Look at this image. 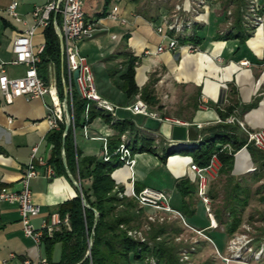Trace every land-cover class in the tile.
Listing matches in <instances>:
<instances>
[{
	"label": "crops",
	"instance_id": "crops-1",
	"mask_svg": "<svg viewBox=\"0 0 264 264\" xmlns=\"http://www.w3.org/2000/svg\"><path fill=\"white\" fill-rule=\"evenodd\" d=\"M48 1L18 0L17 10L27 21L24 25L8 13L13 0H0V62L5 61L7 72L13 77L23 76L26 71L25 65L13 62L14 39L21 29L33 25L34 7ZM85 1L86 17L100 19L101 22L94 37L80 41L81 50L92 65L99 93L119 108L114 114L100 115L87 125H84L85 111L76 129L71 126L72 139L81 154L79 158H102L106 142L110 146L109 150L116 152L123 142L129 140L133 151L134 148L137 150L134 151L135 163L133 166L124 163L114 170L113 176L118 185L124 186L130 196L133 188L141 191L150 187L168 192L169 204L186 220L182 226L183 231H194L200 235L193 232L203 243H209L206 240L209 239L215 244L213 231L219 229L226 232L225 225L222 222L218 223V227L211 225L209 213L198 193L199 178L192 169V164L196 163L193 155L186 152L187 149H170L174 125L160 121L159 128L150 129L146 126L149 118L132 113L128 107L139 99L144 100L142 90L148 87L157 97L158 103L144 101L151 110L162 115L202 123L204 128H208L217 124L220 108L224 110L233 106L234 115L248 129L264 130V23L250 35L244 45L240 44V39H217L218 34L230 30L219 32L226 19L223 0H205L203 6L201 0H193V4L185 0L192 9L198 10L185 15L197 22L193 31L202 38L200 43H195L200 51L190 52L188 46L184 45L177 51L158 53L162 38L156 26L161 19L173 17L174 0ZM259 1L264 16V0ZM115 5L120 7V18H108L107 13ZM44 29L39 28L35 34L36 49L46 44ZM164 44H168V41H164ZM147 50L152 51L151 54H147ZM129 55L139 58L135 79L141 92L132 96H128L123 82ZM246 60L249 61L248 65L242 63ZM39 71L41 77L55 84L62 98H65L63 77L67 72L66 63L58 66L53 60L43 70L39 68ZM203 98L207 102H203ZM51 103L50 95L30 100L17 97L9 101L0 91V189H21L24 169L31 161L34 146L38 145L37 156L42 158L44 165L36 161L38 176L31 181L34 202L41 207L40 214L32 219L36 229L45 223H52L55 214L62 217L60 207L82 192L75 183L82 185L79 173L74 176L70 172L74 176L71 180L70 175L58 174L55 166L50 163L54 149V144L49 140L53 131L48 119ZM92 108L95 107L91 106L90 110ZM126 119L133 121L135 128L121 133L118 122ZM235 125L237 134L246 138V131L238 123ZM188 128L196 131L197 139L188 140L187 144L200 143L204 128ZM147 140L153 141L155 152L138 150ZM49 167L55 170L51 176ZM220 167L221 162L218 161L214 170L219 172ZM256 169L257 163L246 145L235 154L232 175H242ZM183 178L196 185V192L191 197H184L177 185ZM83 182L89 188L92 179ZM209 188L210 194V183ZM18 209L17 204L0 200V264H38L40 260L50 263V259L55 263L61 261L62 244L57 243L51 249L52 253L48 254L43 242L37 243L25 235ZM144 210L151 222L159 221L150 219L151 213L156 211L169 218L180 219L177 213L158 211L152 207H144ZM168 230H171L170 227Z\"/></svg>",
	"mask_w": 264,
	"mask_h": 264
},
{
	"label": "trees",
	"instance_id": "trees-1",
	"mask_svg": "<svg viewBox=\"0 0 264 264\" xmlns=\"http://www.w3.org/2000/svg\"><path fill=\"white\" fill-rule=\"evenodd\" d=\"M251 0H223L226 10L233 7V22L227 33H220L217 39H240V44L244 45L246 40L252 35L257 27L247 18ZM260 3V1H259ZM259 10L263 11L259 7ZM53 16V15H52ZM54 18V16H53ZM58 23L60 17L57 16ZM46 44L41 54L42 61L40 70L46 68L50 61L56 62L58 66L65 64L62 54V46L55 25L52 22L44 29ZM194 36L186 38L183 42L200 43L201 39L197 32ZM128 67L123 75L125 89L128 96L140 93V88L136 82V62L138 57L129 55L127 57ZM41 73V71H39ZM142 97L148 103H158L157 97L148 87L142 90ZM89 102L76 91L74 95V117L76 124L81 119ZM249 107L251 105H248ZM233 106L219 110L221 119H226L234 114ZM108 114L101 110L92 108L89 112V119ZM110 120V116L108 117ZM87 120H85V123ZM65 127L63 123L58 130H53L49 140L54 144L50 163L53 164L58 174L69 175L68 169L75 176L79 173L82 180V192L75 198L65 202L60 207L62 217L69 216L70 227L62 225L52 235L45 233L42 242L46 245L48 254L52 253L53 247L60 243L63 247L62 259L51 264H187L181 261L172 245L173 241L168 235V224H152L150 230H143L149 218L139 201L126 193L124 186L118 185L113 172L125 162L119 158L118 154L111 152V159L105 160L94 156H86L80 159L73 138L71 128L65 138ZM120 132L134 130L133 121L126 119L118 122ZM203 139L194 149H187L186 152L192 154L194 161L201 166L210 164L214 154H218L221 167L219 174L229 176L228 200L226 208L229 212V219L225 220L223 213L215 215L219 222L225 225V231L234 234L243 222L242 215L249 205V186H244L241 181L232 175L235 154L247 145V137L243 138L237 134L235 124L220 122L202 130ZM152 140H147L140 151L155 152L152 148ZM227 143H232V149L223 148ZM120 145V144H119ZM257 163L255 178H264V151L253 144L247 145ZM110 147V146H109ZM118 147V146H117ZM115 147V148H117ZM137 149V148H136ZM134 151L135 150L134 148ZM64 152L67 165L64 161ZM167 156L164 157V159ZM91 178L92 184L85 187L84 180ZM184 197L193 196L196 192V185L183 178L177 183ZM264 188V183L263 186ZM82 193L85 196L87 206L84 204ZM245 193V195H244ZM123 194V195H121ZM216 197L215 194H212ZM264 199V196H263ZM185 213V211H184ZM148 219V220H147ZM143 230V231H142ZM179 230V229H178ZM160 238L161 240H157ZM93 248L89 258L84 260L90 243ZM84 260V261H83Z\"/></svg>",
	"mask_w": 264,
	"mask_h": 264
},
{
	"label": "built area",
	"instance_id": "built-area-1",
	"mask_svg": "<svg viewBox=\"0 0 264 264\" xmlns=\"http://www.w3.org/2000/svg\"><path fill=\"white\" fill-rule=\"evenodd\" d=\"M201 1L203 6L206 1ZM85 2V0H49L45 4L36 5L32 11L34 20L33 25L21 29L12 44L13 52L15 54L13 62L25 65V74L23 76L13 77L8 74L5 61L0 62V91L7 100L11 101L17 97H25L28 100L33 98H43L47 95L52 97V103L49 106L50 113L48 115L52 130L60 129L61 125L67 122H71L70 125L76 129V121L74 117V95L76 91L81 97L89 102L85 110L87 122L84 125H87L89 122V110L91 106L108 114H114L116 109L119 108L118 105L110 102L99 93L92 65L88 57L85 56L81 50L80 41L94 37L98 30L99 23L101 22L100 19H89L86 17L84 9ZM252 3H256V1ZM18 4V0H13L8 8V13L13 16L17 22H22L26 25L27 21L20 16L17 10ZM190 4H193V0H190ZM258 5L257 0V7ZM193 10L197 11V9H192L191 6L184 2L183 5H177V10H175L173 17H165L160 20V23L156 26V31L162 38V42L158 46V53L177 51L184 45L188 46L190 52L200 51L199 46L195 43L183 42L184 39L193 37L195 34L193 28L197 22L191 18H187L185 15ZM107 14L108 18L119 19L120 7L115 5ZM57 16L60 17V23H58ZM52 20L58 35L62 34L63 36V42L61 45L62 57L65 60L67 70L63 77V82L65 84V98H62L55 84L53 85L41 77L39 67L42 61L41 54L44 50V46L36 49L34 45V37L38 29L46 28ZM124 21L125 20H123V22ZM255 23L256 24L253 25L259 27L264 23L263 17L256 18ZM164 41H168V44H164ZM150 52L152 51H146L147 54ZM242 63L248 65L249 61L246 60ZM77 70H79V76L75 79L74 73ZM203 102H207V100L203 98ZM128 109L134 114L154 118L161 122H170L172 125L178 124L186 127L196 126L198 129H203L205 127L202 123H194L162 115L158 111L151 110L149 105L141 99L129 106ZM220 122H227L229 124L238 123L247 133V145L253 144L264 151L263 129H248L245 123L238 119L234 114L228 116L226 119L219 118L217 123ZM171 144L172 146L170 149H176L179 151L184 149L191 150L199 145V143L187 144V142H176L173 140L171 141ZM222 147L232 149V143H227ZM38 148V145L34 146L33 152L31 153V161L24 169L21 178V189L13 190L7 187L0 189V200L15 203L19 206L18 210H20L21 213L25 235L34 239L37 243H41L45 233L52 235L62 225L70 227V220L68 215L62 218L60 215L55 214L53 215L52 223H45L40 229H36L32 223L33 217L39 215L41 212V207L34 202L31 188L32 179L38 176L36 161L41 164L43 163L42 158L37 156ZM115 154H118L119 158L126 164L130 166L134 165L136 153H134L129 140L123 142L118 147ZM111 156L112 153L109 150L108 142H106L104 145L103 158L109 160L111 159ZM210 161V164L207 166H201L194 163L192 164V169L197 173L196 175H198V193L209 213L211 225L213 227H218L219 224L216 216L211 209L210 201L212 200L209 195L210 188H208L210 174L214 170L216 162L219 161L218 154H214ZM48 172L51 176L55 173V170L53 167H49ZM130 192L144 207H152L155 210L168 213H177L183 218L182 214L169 204L170 195L168 192L159 189L154 190V188L150 187H146L141 191H137L133 188ZM150 219L155 221L158 218L150 216ZM158 220H161V218ZM38 264L50 263L47 262V260H40Z\"/></svg>",
	"mask_w": 264,
	"mask_h": 264
},
{
	"label": "rangeland",
	"instance_id": "rangeland-1",
	"mask_svg": "<svg viewBox=\"0 0 264 264\" xmlns=\"http://www.w3.org/2000/svg\"><path fill=\"white\" fill-rule=\"evenodd\" d=\"M255 1L256 3H252ZM183 2H185V0H174V10H177V5H183ZM258 4L260 5L257 7V0L250 1L248 18L251 24H256V18L263 17L264 19L263 14L258 10V8L261 7L259 0ZM232 8L233 7L226 10V19L219 32H227V30L230 29L229 26L232 24L231 22H233ZM194 13L196 12L194 11ZM262 25L263 24L259 27ZM255 172H257V170H252L246 174L236 176L244 186L247 185L250 188L249 205L246 207L243 214H241L243 222L234 234L229 235L227 232H223L219 229L213 231L215 244L218 245V248L209 239H206L209 243H203L201 238L198 239L196 237L197 235L195 236V234L198 233L194 231H189V233L186 231L184 232L182 226L186 224V220L181 216H179L180 219H176L175 217L169 218V216L161 215L157 213V211L152 212L151 216L158 219L161 218L163 221H152L151 224L148 223L145 225L143 230H150L152 224L167 222L169 225L168 227L171 229L170 231L168 230V235H170L169 237L173 241L172 245L176 246L180 260L187 264H264V188L262 187L264 178H255ZM228 178V175H220L219 172L213 170L208 182L211 184L212 188L211 195L209 194L212 200L210 201L212 212L214 214L216 211H218V213H223L225 220L230 217L226 208L228 190H230L228 188L230 186ZM212 194H215L216 197H213ZM179 220H181L183 224ZM217 221L220 223L218 218ZM157 240L161 239L158 238Z\"/></svg>",
	"mask_w": 264,
	"mask_h": 264
},
{
	"label": "water",
	"instance_id": "water-1",
	"mask_svg": "<svg viewBox=\"0 0 264 264\" xmlns=\"http://www.w3.org/2000/svg\"><path fill=\"white\" fill-rule=\"evenodd\" d=\"M59 38H60V41H61V45H62V42H63V36L62 34H59ZM74 76H75V79L78 78L79 76V70L75 71L74 73ZM71 122H67L66 123V127H65V138H64V142H66V136L67 134L69 133L70 129H71ZM161 125V122L160 120H157V119H153V118H149L146 122V126L150 129H157L159 128ZM171 138L173 141H182V142H186L188 140H193L195 141L197 139V134H196V131L193 130V128H188L184 125H174L173 128H172V134H171ZM64 161H65V164L67 165V159H66V155L64 153ZM68 173L71 177V180L74 179V176L70 173V171L68 170ZM77 187L82 191V185L81 183L79 182H75ZM82 197H83V201H84V204L87 206V202H86V199H85V196L84 194L82 193ZM90 249L88 250V253L86 255V257L84 258V260H86L87 258H89V256L91 255V251H92V248H93V243L91 242L90 243ZM83 260V261H84ZM81 263V262H80ZM78 263V264H80Z\"/></svg>",
	"mask_w": 264,
	"mask_h": 264
}]
</instances>
